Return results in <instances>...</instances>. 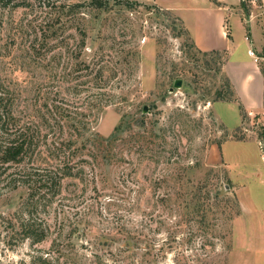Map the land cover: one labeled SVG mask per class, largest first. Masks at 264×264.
Wrapping results in <instances>:
<instances>
[{
	"label": "trees",
	"instance_id": "obj_1",
	"mask_svg": "<svg viewBox=\"0 0 264 264\" xmlns=\"http://www.w3.org/2000/svg\"><path fill=\"white\" fill-rule=\"evenodd\" d=\"M141 4L0 0V180L12 189L26 190L22 205H28L30 217L22 219L20 229L33 242L52 234L49 223L33 220V208L61 205L60 241L55 239L54 245L67 259L65 264L72 256L71 242L92 229L95 216L117 227L115 234L97 238L98 243L106 244L103 238L113 239L118 233L122 243L117 248L132 250L139 238L128 214L155 200L169 205L174 198L171 191L154 199L164 182L174 179L190 185L177 193L179 205L192 206L205 221L208 211L213 212L210 200L221 194L216 189L213 195L206 182L214 167L206 170L205 178L190 175L199 163L180 165L181 173L155 176L156 142L168 141L163 128L149 126L141 102L131 96L139 87L131 78L140 51L126 45L136 36L121 25L125 13ZM240 4L244 6L245 0ZM19 9L34 16L15 24L11 17ZM111 13L118 16L108 29ZM227 36L232 38L231 32ZM193 46L197 47L194 41ZM198 50L204 57L227 55L222 67L228 57L226 48ZM225 76L228 89L219 91L216 101H238ZM112 107L121 111V119L104 137L96 124ZM239 107L243 115V106ZM70 205L76 207L72 222L66 211ZM114 205L127 206L118 210ZM95 256L96 264H107L101 255Z\"/></svg>",
	"mask_w": 264,
	"mask_h": 264
},
{
	"label": "rangeland",
	"instance_id": "obj_2",
	"mask_svg": "<svg viewBox=\"0 0 264 264\" xmlns=\"http://www.w3.org/2000/svg\"><path fill=\"white\" fill-rule=\"evenodd\" d=\"M138 1L142 4L134 12H126L121 25L136 36L126 45L140 51L131 78L132 83L139 82V87L131 96L141 102V109L147 106L143 113L149 126L156 124V130L163 128L168 141L163 144L160 138L156 142L159 161L154 167L155 176L181 173L180 165L199 163L190 175L205 178L206 170L214 167L206 182L213 195L216 189L221 194L210 200L214 202L213 212L208 211L205 221L193 212L192 206L179 205L177 193L183 187L191 189L190 185L183 186V182L174 179L164 182L154 199L171 191L174 198L169 205L155 200L128 214L139 238L132 250L122 252L117 248L122 243L118 233L113 239L103 238L106 244L98 243L97 238L115 234L117 227L114 229L115 223L94 215L92 229L71 242L72 256L66 264H96L95 253L107 264H263L264 187L251 175L263 162L257 157L259 152L254 143L236 141L264 133V115L251 117L244 109L242 128H234L239 120V105L232 107L229 101H216L219 91L228 89L222 70L227 55H201L180 17H187L191 23L193 11L188 8L199 0ZM224 2L229 18L227 30L234 36L230 39L232 52L227 57L229 70L237 79H243L250 69L241 73V68L235 65L238 59L251 58L246 39L248 36L252 40L251 23L262 45L260 55L264 56V0H245L244 6L240 0ZM33 16L34 13L26 14L19 9L11 19L15 24L20 20L27 23ZM117 16L109 15L108 29H112ZM25 77L21 74L20 79ZM177 78L183 80L182 86L170 91ZM120 119L121 111L112 107L100 118L96 131L107 137ZM228 140L233 141L225 143ZM222 145L224 157L220 155ZM178 146V151H174ZM26 196L24 188L12 189L0 180V264H65L67 259L54 245L55 239L57 243L60 241L61 205L33 208V220L49 223L52 231L45 241L33 242L20 229L22 219L30 217L28 205H22ZM123 206L127 205H114L113 209ZM75 208L66 206L70 222L75 220Z\"/></svg>",
	"mask_w": 264,
	"mask_h": 264
},
{
	"label": "crops",
	"instance_id": "obj_3",
	"mask_svg": "<svg viewBox=\"0 0 264 264\" xmlns=\"http://www.w3.org/2000/svg\"><path fill=\"white\" fill-rule=\"evenodd\" d=\"M198 4H193V6L188 9L193 11L192 22L189 23L187 21V17H181L183 23L189 30V33L192 35L193 41L195 45L203 51H210L213 49H228V55L232 52V40L227 36V22L228 18V10L227 4L224 2L225 0H199ZM219 1V3H217ZM241 2V0H240ZM251 33V39L246 36V39L249 41L248 54L249 50H254L256 54L259 56L258 60H255L253 56L249 54L250 59H238L237 64L235 66L241 68V73H244L246 69H250L245 73L243 79H237L233 72L229 70L230 60H226L223 65V71L225 75L230 79L232 86L235 90V95L238 98V101L227 102L230 106L242 105L243 109H245L249 116H257V114L264 115V71L262 70V66L264 63L262 60L264 56L260 55V50L262 49V45L258 40L255 30L254 24L251 23V27L249 29ZM231 36L233 34L231 33ZM215 110L216 104H214ZM218 113V111L216 110ZM219 115V113H218ZM239 120L234 126V128L243 125V115L239 114ZM232 128V129H234ZM264 140V133L258 134V136L250 135L246 140H238L236 142L239 143H254L257 146L258 150V159L263 162V165L260 164V167L256 171H252V178L258 182L259 185L264 187V159L262 157V152L259 147V140ZM233 140H228L230 142ZM224 143V144H225ZM223 144V145H224ZM223 145L220 149V155L224 157ZM256 157V156H255ZM256 217V216H254ZM251 220V218H249ZM258 219V218H257ZM256 219V220H257ZM251 241H254L252 239ZM260 242V241H257ZM264 245V241H262ZM251 250V249H249ZM245 264H257L254 262H247ZM264 264V261H263Z\"/></svg>",
	"mask_w": 264,
	"mask_h": 264
},
{
	"label": "built area",
	"instance_id": "obj_4",
	"mask_svg": "<svg viewBox=\"0 0 264 264\" xmlns=\"http://www.w3.org/2000/svg\"><path fill=\"white\" fill-rule=\"evenodd\" d=\"M249 54L251 56H253L255 58V60H258L259 59V56L256 54V52L254 50H252V49L249 50ZM258 143H259L260 150L262 152V157L264 159V140L263 139H260Z\"/></svg>",
	"mask_w": 264,
	"mask_h": 264
},
{
	"label": "water",
	"instance_id": "obj_5",
	"mask_svg": "<svg viewBox=\"0 0 264 264\" xmlns=\"http://www.w3.org/2000/svg\"><path fill=\"white\" fill-rule=\"evenodd\" d=\"M182 84H183V80H182L181 78H177V79L175 80V82H174V86L171 87L170 91H173L175 87H176V88L181 87ZM146 111H147V106H145L144 109H143V112H144V113H145Z\"/></svg>",
	"mask_w": 264,
	"mask_h": 264
}]
</instances>
